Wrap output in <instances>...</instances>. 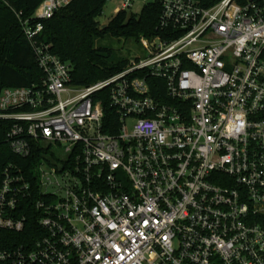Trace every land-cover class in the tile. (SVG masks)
<instances>
[{
	"label": "built area",
	"instance_id": "1",
	"mask_svg": "<svg viewBox=\"0 0 264 264\" xmlns=\"http://www.w3.org/2000/svg\"><path fill=\"white\" fill-rule=\"evenodd\" d=\"M74 1L23 22L43 81L0 96L11 152H41L3 171L0 264H264V1L124 0L118 13L160 3L169 39L142 38L147 58L81 88L41 41Z\"/></svg>",
	"mask_w": 264,
	"mask_h": 264
},
{
	"label": "trees",
	"instance_id": "2",
	"mask_svg": "<svg viewBox=\"0 0 264 264\" xmlns=\"http://www.w3.org/2000/svg\"><path fill=\"white\" fill-rule=\"evenodd\" d=\"M45 0H0V96L5 89L29 88L41 85L43 73L39 69L34 51L25 37L23 22L33 21L37 9ZM108 0H75L60 10L48 21L43 22L41 41L49 45L52 53L71 68L75 87H89L127 70L139 59L119 57L109 41L141 43L142 38L150 40L169 39V34L159 29L162 7L160 3L144 5L140 14L119 12L106 26L100 22ZM205 9H211L223 0H197ZM250 1L237 0L241 5ZM145 73L136 74L141 77ZM152 95L158 101L163 99L164 89L155 88L157 81L148 79ZM160 84H162L160 82ZM105 110L104 133L115 135L120 126L119 115L112 107L108 93L100 95ZM12 123L0 121V184L3 171L9 163L29 166L40 159V151L34 152L27 161L15 156L6 143ZM30 218L24 236H31L38 228V214L26 210Z\"/></svg>",
	"mask_w": 264,
	"mask_h": 264
},
{
	"label": "rangeland",
	"instance_id": "3",
	"mask_svg": "<svg viewBox=\"0 0 264 264\" xmlns=\"http://www.w3.org/2000/svg\"><path fill=\"white\" fill-rule=\"evenodd\" d=\"M124 0H108L104 6L103 15L100 18V22L103 26H106L122 9V4ZM144 5L137 4L128 13L130 14H140ZM113 44L117 50L119 57L131 58V59H145L148 56V52L142 47L141 44H136L133 42H116L109 41L106 45Z\"/></svg>",
	"mask_w": 264,
	"mask_h": 264
}]
</instances>
